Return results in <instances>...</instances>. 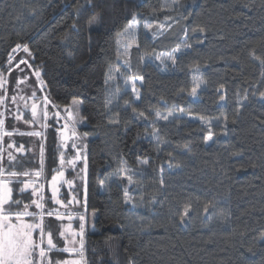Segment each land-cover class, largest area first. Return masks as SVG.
<instances>
[{
	"label": "trees",
	"instance_id": "16d2710c",
	"mask_svg": "<svg viewBox=\"0 0 264 264\" xmlns=\"http://www.w3.org/2000/svg\"><path fill=\"white\" fill-rule=\"evenodd\" d=\"M133 12L140 14L139 48L131 50L130 68L144 78L138 87L141 98H113L108 111L106 92L115 89L116 80L106 86L105 73L109 64H117V33ZM97 13L99 19L90 26ZM146 23L154 25L152 31ZM185 32L192 47L177 54L173 67L146 55L171 51ZM17 44L28 46L30 64L40 71L53 103L82 102L86 122L79 130L87 137V169L85 194L79 184L78 197L82 205L85 199L88 213L96 214L95 231L85 232L87 264H264V101L259 99L264 80L250 55L255 48L264 56V0H181L179 5L172 0H93L92 5L85 0H0V73ZM194 74L206 83L191 98ZM245 92L248 100L242 101ZM128 100L148 119L134 118L125 106ZM238 101L244 108L232 123ZM171 105L197 117L227 114L229 122L226 129L223 122L213 123V140L205 142L207 127L197 119L153 120V110ZM116 113L120 123L109 124ZM153 127L167 141L160 151L148 135ZM54 131L47 133L53 143L44 154L46 177L58 166ZM23 141L27 147L20 136ZM9 150L23 162L17 170L37 166L39 150ZM142 159L149 163L139 165ZM121 160L138 169L140 183L132 186L135 207L124 203L126 181L114 175ZM60 196L66 198V192ZM187 204L190 214L180 223ZM205 205L215 207L205 212ZM66 256L53 254L54 259Z\"/></svg>",
	"mask_w": 264,
	"mask_h": 264
},
{
	"label": "snow or ice",
	"instance_id": "6c2138e0",
	"mask_svg": "<svg viewBox=\"0 0 264 264\" xmlns=\"http://www.w3.org/2000/svg\"><path fill=\"white\" fill-rule=\"evenodd\" d=\"M86 4L92 5L93 0H85ZM181 0H172L173 5H179ZM84 5H80L77 11H81ZM169 8L172 5H168ZM139 13L133 12L129 22L117 33L116 43V57L118 60L122 59V65L116 64L113 66L109 64V67L105 73V85L107 86L109 81H115L117 79H123L125 88L122 92L119 84L116 85L115 89H109L106 92L104 107L108 111H111V104L113 98H119L121 95L127 94V87L131 85V93L134 96V100H140V92L137 88V82H143V76L133 75L124 76L121 73V66L130 67V52L133 47L139 48L137 42V28L140 24ZM100 14H95L90 20L89 25L91 26L94 22L99 19ZM187 19V17H184ZM73 28L77 25L74 23ZM144 27L148 31H152L154 25L152 23H146ZM159 28H164V25H159ZM193 33L197 30L193 29ZM200 31H203L201 29ZM162 34V33H160ZM157 35L153 32V37ZM203 41H198L202 43ZM23 47V51L29 52L27 45L17 44L16 48L12 51L15 52L17 49ZM192 45L188 43V34L185 32L184 40L182 43L177 44L171 52L165 56L164 54L147 53L146 55H155V59L159 60L162 64L166 60H171L173 64L177 61L176 53L181 52L183 49H189ZM30 54V53H29ZM251 58L254 61H258L262 69L261 79L264 80V56L257 55L256 49L253 48L250 52ZM13 57L10 55L8 63L11 64ZM20 63L27 64V61L21 60ZM31 67V65H28ZM19 67V64H17ZM200 66L195 65L196 72H199ZM37 81L40 83V91H43L44 82L40 79L41 73L39 70L34 73ZM7 80L3 74L0 73V89H3V93H0V105L7 107L6 100L9 99L7 96V89L5 85ZM25 83V79H18L16 88L19 89V85ZM205 81L198 79L197 75H193V87L189 93L192 96L197 95V90L201 87ZM224 85H220V89H223ZM22 91V90H21ZM219 91V89H218ZM239 96V93H237ZM252 95H256L255 92ZM31 99L32 103L29 105L27 100ZM259 99L264 101V91L259 92ZM12 104H17L19 101H24L25 110L30 111V118L25 119L24 113L17 108V114L13 116L16 121H23L24 124L37 125L40 128L46 129L49 125L46 121L49 119V105L57 107L50 98L45 95L43 97L37 96V89L32 88L31 96L26 97L24 95H13L10 98ZM220 100H225V95H220ZM248 95L245 94L242 97V101H247ZM39 101V102H38ZM238 101V107L235 109L234 118L232 123H236L235 117L241 114L244 108V103ZM81 101L73 100L71 105L65 106V115L61 116L59 110L53 114V118L56 123L59 124L63 120V124L57 129L60 137V142L56 145L58 152V166L51 169V176L48 179L45 176V148L41 144L39 146V168L36 170L25 168L23 171L17 170L16 166L23 162L18 160L11 151L7 149L15 148L16 152L24 153L26 150L23 145L16 147L15 141L7 144V148H0V264H87L85 256V216L79 213L73 214L69 206L75 201V196L72 197L67 203L60 198L61 185L66 183L69 188H72L73 181L65 180V169L71 167L75 169L77 161L81 159L80 149L78 147V141L81 139L77 129L80 125L86 121L81 116ZM134 101H125V106L130 107L134 118L147 120L148 116L144 112L138 111L133 106ZM183 111V110H181ZM9 114L11 111L9 109ZM5 113L0 112V143L4 141L5 137L11 138L14 135L28 136V137H42L41 131L32 130L27 132H21L18 128H13L11 131L5 129ZM119 114H115V118H110L108 123L117 125L120 123L118 119ZM155 120L168 121L169 117L173 116L172 111H168L167 114L162 113L158 109L154 112ZM200 121L207 127V135L205 136V142L212 141L214 133L212 131V120L199 117ZM217 124L223 122L225 129L229 122V116L227 114H221V116L213 118ZM264 123V120H261ZM225 135L227 132L224 131ZM150 135L157 141V151H160L162 146L167 141H162L159 134V129L153 127ZM71 142V143H69ZM69 147L76 151V154L70 159H66V151ZM86 147V145H85ZM188 149V145L184 146ZM4 152H7V164L4 163L5 157ZM171 155V154H169ZM233 155H240V153H233ZM149 161L142 159L138 161L139 165H147ZM85 163V171H86ZM169 167H178V165H172L169 163ZM11 169V170H9ZM138 169H134L129 166L126 160L120 161V168L116 175L121 181H126L127 186L123 188V199L126 204H133L135 207V197L133 196L132 188L133 185H138L140 181L136 179ZM163 171V168H161ZM111 179V177H109ZM161 183L163 181L161 180ZM46 185L50 186L51 195L46 198L45 188ZM104 186V182L101 181V187ZM14 192L16 195L14 196ZM25 194H30L28 201H25ZM142 200L143 197L141 196ZM48 201L52 204L64 208L65 211L61 212L58 207H46ZM79 203L78 201H76ZM209 207H215V205H205L204 211L207 212ZM191 211V205L187 204L184 206L183 213L180 214V223H184L185 218L189 216ZM223 222H227L229 217L221 210ZM46 217L55 218L56 221L63 222L65 219L73 221L74 219L79 221L78 230L73 228L72 223L63 224L58 226V236L54 235L51 228L46 225ZM264 239V234L261 236ZM63 241V246H59V241ZM62 253L67 254V258L54 259L53 254Z\"/></svg>",
	"mask_w": 264,
	"mask_h": 264
},
{
	"label": "rangeland",
	"instance_id": "374dc122",
	"mask_svg": "<svg viewBox=\"0 0 264 264\" xmlns=\"http://www.w3.org/2000/svg\"><path fill=\"white\" fill-rule=\"evenodd\" d=\"M139 28H140V24H139V26L137 28V37H138ZM171 51H168V52L162 51V52H158L157 54H164L165 56H167V54L169 52H171ZM177 54L178 53H176V56H177ZM11 56L13 57L11 64H9L8 61H7L6 69L3 72H1L3 74V76H4V78L8 82L5 85V88L7 89V96L9 97V99L6 100V102H5L7 107L0 105V112H4L5 113V116H4L5 129L11 131L13 128H18L19 131H21V132H27V131H32V130L41 131L43 133V136L40 137V138L22 136L23 139H26V142H27V147L25 145V142L24 141H23L24 143L22 142L23 145H24L25 150H26V148H28V150L30 152L32 151V152L37 153L38 150H39V146L41 144L44 145L45 152H46V149H47L46 146L49 144V142H50V144L53 143V141L51 139H49V137L47 136V133H48V129H53L54 128L55 131H56V132L54 131V134L56 136L54 138L55 139L54 140V153H55V156H58L56 145L60 142V137H59V133H58L57 129L60 128V126L63 124L64 121L61 120L60 123L57 124L55 119L53 118V114L57 110H59L60 113H61V116H64L65 115V112H64L65 106L71 105V103H72V101L74 99L78 100V101H81V99L73 98L71 100V102L69 104H66V105H58V104L54 103L57 107H52L51 105H49V119L46 121V123L49 125V127L46 128V129L40 128L39 124H37V125H29V124H24L23 121L14 120L13 116L17 114V108L18 107H19L20 111L24 113V118L25 119H29L30 118V111L25 110L24 101H19L18 100L17 104H12L11 100H10L11 96H13V95H17V96L24 95L26 97H30L32 88H36L37 89V96L38 97H43V96L46 95V93H45L44 87H43V91L39 90L41 88V85L37 81V78L34 75L36 70H34L32 68V66L31 67L28 66V65H31L30 64L31 56H30L29 52L23 51V47H21V48L17 49L15 52H13L11 54ZM21 60L27 61V64L20 63ZM17 64H19V67H17ZM117 64H121L122 65V59L118 60ZM164 65H168L170 67H173L175 64H173L171 60H166ZM121 73H123L124 76H128V77L135 75V73L131 70V68L130 67H126V66H121ZM196 75H197L198 79H201L198 74H196ZM18 79H25V83H21L19 85V89L16 88V84H17ZM117 84H119V86H120V88H121V90L123 92V90L125 88L123 79H117L116 80V85ZM139 84H140V82L138 81L137 82V88L139 87ZM116 85H115V87H116ZM203 85L204 84H202L200 88H202ZM138 90H139V88H138ZM198 90H197V92H198ZM0 93H3V89H0ZM127 94H130V95L133 96V94L131 93V85H128V87H127ZM188 97L192 98V97H195V96H192V95L188 94ZM27 103L30 105L32 103V100L28 99ZM9 109L11 111V115L9 114ZM181 110H183V108L181 106L171 105L167 109H163V110H159V111H161L164 114H167L168 111H172L173 112V116L169 117L168 121H171L172 119H174L177 116H185V117H188L190 119H197V120L200 121L199 117H197L195 115H192V114H188L184 110L183 111H181ZM152 112H153V118H154L153 120L157 121V120H155V116H154L155 110H153ZM205 119L212 120V124L216 123L215 119H213V118H205ZM159 121L165 122L163 120H159ZM201 124L204 125L202 122H201ZM77 131H78V133L80 134V137H81V139L78 141V147L80 149L81 159L77 161L75 169H72L71 167H67L65 169V180H72L73 181V186H72V188H69V186L66 183L62 184L61 188H60V195L62 193H64V192H66L67 196H66V198H62L60 196V198L62 200H64L65 203H67L69 200L72 199L73 196H75L76 199L69 206V208H70V210L72 211L73 214L79 213V214L84 215L85 218H86V220H85V232H87V231L93 232V231H95L94 220H95L96 214L94 212H92V211L90 213H88L87 209H86V206H85V199L84 198L82 199L83 200V204H84V205H82L81 199H79V197H78V186H79V184H82V186H83L82 191H84V194H85L86 171L84 169H85V163H86V147H85V145L87 146V141H86L87 137H85V135L80 132L79 127H78ZM19 137H20V135H14L13 137H11L9 139H8V137H5L4 141L2 143H0V148H6L7 144L12 142V141H15V143H18L16 145V147H19L20 145H22V144H20L21 142H19ZM6 142H7V144H5ZM69 143H71V142H69ZM7 150L12 152V150H9V149H7ZM65 151H66V159H70L72 156H74L76 154V151L71 149L70 147H69V149H67ZM4 154H5V152L3 153V155ZM37 162H38V164H37V166L35 168H33V170H36V169L39 168V156L37 158ZM86 169H87V167H86ZM69 171H71V172H69ZM47 178L50 179V177H47ZM64 186H66L68 188V190L66 189V191H64V190L62 191V187L64 188ZM15 195H16V193L14 192V196ZM50 195H51L50 186L46 185L45 196L47 198ZM29 198H30V194H25V196H24L25 201H28ZM76 201H78L79 203H77ZM46 207H49V208L58 207L59 208V206H56V205L52 204L51 201H48V203L46 204ZM59 210L61 212L65 211L64 208H59ZM47 221H52L53 222V225H52V223L50 225H48V227L51 228L52 230H54L55 227H57V229H58V226L61 223H63V224L72 223L73 228L78 230L79 221L76 220V219H74L73 221H68L67 219H65L63 222H60V221H56L54 217L53 218L46 217V223H47ZM57 229L54 232V235H56V236H58ZM61 242H62L61 246H63V241L61 240ZM66 258H67V256H66Z\"/></svg>",
	"mask_w": 264,
	"mask_h": 264
}]
</instances>
